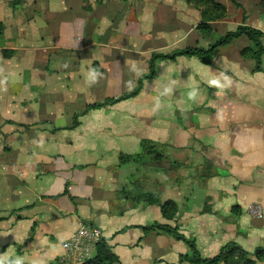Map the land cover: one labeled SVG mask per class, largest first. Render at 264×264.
<instances>
[{
	"label": "crops",
	"instance_id": "obj_1",
	"mask_svg": "<svg viewBox=\"0 0 264 264\" xmlns=\"http://www.w3.org/2000/svg\"><path fill=\"white\" fill-rule=\"evenodd\" d=\"M222 2L201 31L187 0H0V264H69L62 243L81 222L114 264H188L183 241L144 232L153 223L202 257L264 247V9ZM240 25L262 33L259 69L239 36L209 64L159 60L137 95L87 109L132 92L152 54L207 49ZM144 194L172 201L173 219Z\"/></svg>",
	"mask_w": 264,
	"mask_h": 264
},
{
	"label": "trees",
	"instance_id": "obj_2",
	"mask_svg": "<svg viewBox=\"0 0 264 264\" xmlns=\"http://www.w3.org/2000/svg\"><path fill=\"white\" fill-rule=\"evenodd\" d=\"M188 3L193 5L200 12L202 19L199 29L206 30L208 24L205 22L214 21L225 16L224 6L215 2L214 0H187ZM260 4L264 7V0H260ZM225 11V12H224ZM239 36L247 37L253 44V49H244L242 51L243 56L253 59L255 62V68L259 69L260 55L263 52V47L260 42L262 33L253 28L240 25L233 32H228L224 36L215 41L209 48L203 49L201 47L185 48L178 51H173L168 54H152L149 59V73L143 75L135 89L132 92L126 93L119 99H106L101 103L92 104L87 109L101 108L105 105H111L119 100L127 99L138 94L141 89L142 80L152 78L154 75V65L157 61L163 59L174 60L177 56L197 57L203 64H209L212 59L213 49L217 46H225ZM77 122L75 120L74 125ZM141 155H119V162L124 164L127 162L139 161ZM146 201L150 204L155 203L160 206L161 214L164 218L172 220L176 212L175 204L172 201H167L163 204H159L156 197L152 195L144 194L138 196V199ZM236 211V209H233ZM144 232L155 231L159 234H164L173 237L176 240L183 241L188 248V252L179 256V262H185L188 264H264V247H257L252 252H248L241 248L236 242L228 241L223 244L217 253L211 257H202L196 248L193 238H189L179 231L178 226H170L168 224L153 223L147 227H143ZM117 257L113 254L108 239L101 237L96 243L95 250L91 259L83 262L82 264H114L117 263ZM4 264H17L16 261L9 259ZM21 264V263H19Z\"/></svg>",
	"mask_w": 264,
	"mask_h": 264
},
{
	"label": "built area",
	"instance_id": "obj_3",
	"mask_svg": "<svg viewBox=\"0 0 264 264\" xmlns=\"http://www.w3.org/2000/svg\"><path fill=\"white\" fill-rule=\"evenodd\" d=\"M248 213L256 218L262 217L260 205L251 203ZM101 229L90 223L81 222L74 235L62 243L63 259L70 264H82L93 256L96 243L101 239Z\"/></svg>",
	"mask_w": 264,
	"mask_h": 264
},
{
	"label": "rangeland",
	"instance_id": "obj_4",
	"mask_svg": "<svg viewBox=\"0 0 264 264\" xmlns=\"http://www.w3.org/2000/svg\"><path fill=\"white\" fill-rule=\"evenodd\" d=\"M215 2H217V3H219V4H221L222 6H224V9H225V11H226V6H225V3L224 2H222V0H214ZM234 6V5H233ZM260 6H261V8L262 9H264V7L260 4ZM234 7H236V8H238L237 6H234ZM224 11V12H225ZM227 14H226V12H225V16H226ZM225 16H223L222 18H224ZM221 19V18H220ZM220 19H218V20H220ZM263 216V215H262ZM255 217V216H254ZM180 231V230H179ZM182 234H183V232H181ZM64 260V259H63ZM68 262V261H67ZM69 263V262H68ZM4 264V263H3ZM70 264V263H69Z\"/></svg>",
	"mask_w": 264,
	"mask_h": 264
},
{
	"label": "clouds",
	"instance_id": "obj_5",
	"mask_svg": "<svg viewBox=\"0 0 264 264\" xmlns=\"http://www.w3.org/2000/svg\"><path fill=\"white\" fill-rule=\"evenodd\" d=\"M213 83H215V81H213ZM17 264H19V262H17Z\"/></svg>",
	"mask_w": 264,
	"mask_h": 264
}]
</instances>
